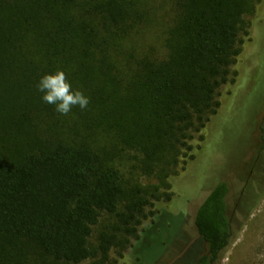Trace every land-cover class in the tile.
I'll return each mask as SVG.
<instances>
[{
    "label": "trees",
    "instance_id": "trees-1",
    "mask_svg": "<svg viewBox=\"0 0 264 264\" xmlns=\"http://www.w3.org/2000/svg\"><path fill=\"white\" fill-rule=\"evenodd\" d=\"M261 1L0 0V264L124 255L147 206L170 200L162 187L179 185L214 140L203 131L217 122L218 90ZM58 69L89 97L86 109L62 115L42 100L38 81ZM38 110L71 133L44 140ZM258 154L246 202L264 195V142ZM130 164L134 177L123 170ZM229 191L218 181L197 209L205 249L196 264H218L232 242Z\"/></svg>",
    "mask_w": 264,
    "mask_h": 264
},
{
    "label": "rangeland",
    "instance_id": "rangeland-1",
    "mask_svg": "<svg viewBox=\"0 0 264 264\" xmlns=\"http://www.w3.org/2000/svg\"><path fill=\"white\" fill-rule=\"evenodd\" d=\"M246 19L250 34L243 37V51L216 96L220 105L213 121L217 122H210L203 131L206 135L216 133L214 140L207 150L199 152L188 174L178 180L179 185L171 182L170 187H162L172 194L171 199L152 200L147 206L148 217L139 227V238L132 240L123 256L113 253L112 264H196L205 243L196 228L195 215L221 180L230 187L227 203L234 237L218 264H264V195L258 202H246L242 196L264 135V0ZM33 122L36 134L44 140L50 139L52 131L62 136L71 133L67 123L56 122L44 110L34 113ZM201 135L193 131V145L201 144ZM132 165L123 170L134 177ZM141 181L159 183L155 177L142 176ZM165 212L178 216L166 213L163 218Z\"/></svg>",
    "mask_w": 264,
    "mask_h": 264
},
{
    "label": "clouds",
    "instance_id": "clouds-1",
    "mask_svg": "<svg viewBox=\"0 0 264 264\" xmlns=\"http://www.w3.org/2000/svg\"><path fill=\"white\" fill-rule=\"evenodd\" d=\"M37 90L43 93L42 100L48 104L55 105V110L67 115L72 108L78 106L86 109L90 100L80 90H73L66 73L57 70L54 73H46L38 81Z\"/></svg>",
    "mask_w": 264,
    "mask_h": 264
},
{
    "label": "flooded vegetation",
    "instance_id": "flooded-vegetation-1",
    "mask_svg": "<svg viewBox=\"0 0 264 264\" xmlns=\"http://www.w3.org/2000/svg\"><path fill=\"white\" fill-rule=\"evenodd\" d=\"M263 139V138H262ZM264 142V141H263ZM263 148V143L261 144V149ZM260 149V150H261ZM260 150H259V152H260ZM260 159V154H258V156H257V158H256V160L253 162V164H252V173H253V169H254V167L257 165V162H258V160ZM248 180V179H247ZM242 194H243V192H242Z\"/></svg>",
    "mask_w": 264,
    "mask_h": 264
}]
</instances>
